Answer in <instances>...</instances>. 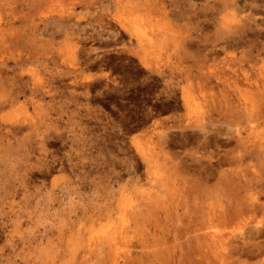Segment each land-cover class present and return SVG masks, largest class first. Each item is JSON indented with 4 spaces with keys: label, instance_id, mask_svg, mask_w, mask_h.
<instances>
[{
    "label": "rangeland",
    "instance_id": "obj_1",
    "mask_svg": "<svg viewBox=\"0 0 264 264\" xmlns=\"http://www.w3.org/2000/svg\"><path fill=\"white\" fill-rule=\"evenodd\" d=\"M236 1L0 0V264H96L118 206L134 264H264V2Z\"/></svg>",
    "mask_w": 264,
    "mask_h": 264
},
{
    "label": "bare ground",
    "instance_id": "obj_2",
    "mask_svg": "<svg viewBox=\"0 0 264 264\" xmlns=\"http://www.w3.org/2000/svg\"><path fill=\"white\" fill-rule=\"evenodd\" d=\"M52 1L54 2L56 0H52ZM261 1L262 0H251L250 3L255 4V3L261 2ZM263 2H264V0H263ZM221 4H222V8L231 10L230 12H231L232 18L235 16L234 15L235 11H242V9H244V6H245L244 4L237 2L236 0H221ZM251 4L248 3L249 6ZM251 6H253V5H251ZM254 7H256V6L254 5ZM135 32H137V33H134V36L137 38H140V35L144 36V34H142L143 32H141L137 27L135 28ZM234 32H235V34H237L238 37L231 35L230 41H232V42H233V40H235L236 38H239L241 36L240 33L242 31L240 30V27H238ZM243 79L246 83L258 82L256 80L250 81L249 76H247L246 74H243ZM34 80H36V79L34 78ZM20 87H22V86H20ZM20 87L18 90L14 91L13 95H11L8 98V101L10 103H16V104L18 103V97L20 94L24 93L23 88H25V86L21 89H20ZM29 90L31 92H34V89H32V88H29ZM132 208L137 209L138 205H135ZM117 210H118V217H115L114 225H113L112 229H110L108 231L107 230H100V233L97 234V236L89 235V236H86L85 238H81L79 243L83 242L82 246L86 252V253L84 252L86 257H83L84 263H88L89 261L92 260L93 257L98 256L97 260L94 261V262H96V264H134V262H136L138 260V258L140 257L139 255L135 256V257L132 256L130 251H128V249L124 250V252L126 251V254L123 255L124 253L121 254V251H122L121 248L124 249L122 242L124 241V239H126L127 237L130 236V234H131L130 229L132 228L134 231L136 229V227L138 226V224L141 225L140 223L143 221V219H145V214H146L145 209L142 210V209L138 208L135 211L134 209H130V208L127 209L126 206H118ZM130 223H132V224H130ZM212 227L213 226H211V228ZM212 232H214V230H212ZM258 233H259V228L254 227V230L251 232H248L247 235L249 238H257ZM202 236L205 238L206 237L208 238L207 244L218 245L217 241L215 240L216 239L215 233L210 234L209 232H204V233H202ZM218 242H219V238H218ZM258 250L260 253L259 248H258ZM120 258H122V259L120 260ZM134 258H135V260H134ZM45 262H47V261H45ZM39 264H43V262H40ZM48 264H57V263L55 261H48ZM93 264H95V263H93Z\"/></svg>",
    "mask_w": 264,
    "mask_h": 264
}]
</instances>
